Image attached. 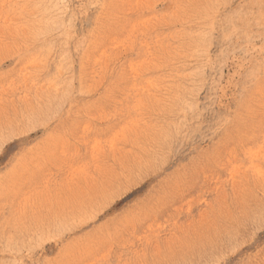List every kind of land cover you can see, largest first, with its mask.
Returning a JSON list of instances; mask_svg holds the SVG:
<instances>
[{"label":"rangeland","instance_id":"1","mask_svg":"<svg viewBox=\"0 0 264 264\" xmlns=\"http://www.w3.org/2000/svg\"><path fill=\"white\" fill-rule=\"evenodd\" d=\"M0 264H264V0H0Z\"/></svg>","mask_w":264,"mask_h":264}]
</instances>
